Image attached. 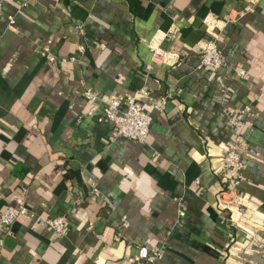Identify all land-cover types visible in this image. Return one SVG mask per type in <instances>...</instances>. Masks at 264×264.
Segmentation results:
<instances>
[{
    "label": "crops",
    "instance_id": "0c3cea01",
    "mask_svg": "<svg viewBox=\"0 0 264 264\" xmlns=\"http://www.w3.org/2000/svg\"><path fill=\"white\" fill-rule=\"evenodd\" d=\"M25 1L0 5V214L19 196L29 211L9 235L0 224V264H132L138 248L163 243L153 264H260L214 197L234 134L222 109L249 106L242 133L259 156L244 161L237 191L257 205L264 243V0ZM225 14L235 21L218 37V84L198 68V44L205 20ZM48 40L53 63L39 53ZM155 47L165 55L147 72ZM141 88L167 98L162 111L146 104V143L112 139L107 102ZM59 215L69 227L56 238L42 222Z\"/></svg>",
    "mask_w": 264,
    "mask_h": 264
},
{
    "label": "built area",
    "instance_id": "2783aa9c",
    "mask_svg": "<svg viewBox=\"0 0 264 264\" xmlns=\"http://www.w3.org/2000/svg\"><path fill=\"white\" fill-rule=\"evenodd\" d=\"M39 0H26L23 6L37 3ZM1 5V0H0ZM253 12V8H248ZM237 16H242L241 13ZM12 23V18H9ZM235 21L232 14H225L221 17L210 16L205 20L207 27V38L201 40L199 47V69L208 70L213 79L218 84L223 83L222 71L227 67L221 48L218 45V37L225 27ZM79 52L84 51V47H78ZM40 56L48 63L56 60L52 52V41L48 40L40 49ZM165 55V54H163ZM155 47L153 49L152 63L145 66V70L151 71L153 63L157 62L158 57L163 56ZM76 58H69L68 62H74ZM221 101H227V93L223 89ZM83 97L88 101H96L97 96L87 89L83 93ZM139 98L150 101V105L157 111L164 110L167 102L166 97H154L150 90L141 88L132 94H120L113 96L107 102L106 110L102 115V120L113 125L112 139L122 138L138 144H144L147 141L151 126V116L146 110V104ZM222 113L228 124L234 131L231 142L227 145L225 153L221 159L220 176L223 180L221 189L215 194V209L218 213L220 223L227 224L229 227L240 230L248 234L255 242L260 264H264V243L256 239L255 227L253 224L252 214L257 210V205L252 202L248 194H240L237 191L238 186L244 181L243 169L244 161L247 158H256L259 156L257 152L252 150L242 133V127L245 121L253 117L252 109L249 106L232 110L227 106L222 109ZM196 185L200 183L197 180ZM93 192H97V185L91 182ZM25 194V190L22 191ZM16 205L8 206L0 214V224L3 228L4 235L11 234V226L20 216H29V211L25 205L24 198L19 196L15 199ZM185 216L183 210L178 211V217L181 219ZM43 226L50 230L56 238L63 237L68 231L69 220L66 216L48 217L43 220ZM121 226L126 228L128 223L126 218H122ZM2 241H0V248ZM165 244L153 247H140L134 256L132 264H153L161 260L165 254Z\"/></svg>",
    "mask_w": 264,
    "mask_h": 264
},
{
    "label": "water",
    "instance_id": "95a60500",
    "mask_svg": "<svg viewBox=\"0 0 264 264\" xmlns=\"http://www.w3.org/2000/svg\"><path fill=\"white\" fill-rule=\"evenodd\" d=\"M139 100H141L143 103L145 104H150V101L144 98H139Z\"/></svg>",
    "mask_w": 264,
    "mask_h": 264
}]
</instances>
